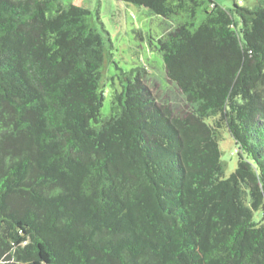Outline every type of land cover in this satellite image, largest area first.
I'll return each instance as SVG.
<instances>
[{
	"label": "trees",
	"instance_id": "obj_1",
	"mask_svg": "<svg viewBox=\"0 0 264 264\" xmlns=\"http://www.w3.org/2000/svg\"><path fill=\"white\" fill-rule=\"evenodd\" d=\"M118 1L187 19L159 40L179 108L134 77L101 117L89 10L0 0V264H264V0Z\"/></svg>",
	"mask_w": 264,
	"mask_h": 264
},
{
	"label": "rangeland",
	"instance_id": "obj_2",
	"mask_svg": "<svg viewBox=\"0 0 264 264\" xmlns=\"http://www.w3.org/2000/svg\"><path fill=\"white\" fill-rule=\"evenodd\" d=\"M60 1L63 4L73 3L88 9L89 24L105 42L106 54L100 83V89L103 91L101 117H108L112 112L110 98L112 92H120L127 79L131 80L134 77H140L160 101L171 104L174 108L181 106L182 95L166 78L159 40L172 32L184 18L178 15L164 18L151 14L142 6L118 0ZM212 1L230 10H233L234 5L238 9H244L253 8L259 3V0ZM206 6H210L208 0L198 8L195 25L203 18L201 9ZM233 18L236 23L240 21L236 12H233ZM219 150L226 177L236 168L237 155L234 153V141L224 129L220 132Z\"/></svg>",
	"mask_w": 264,
	"mask_h": 264
}]
</instances>
